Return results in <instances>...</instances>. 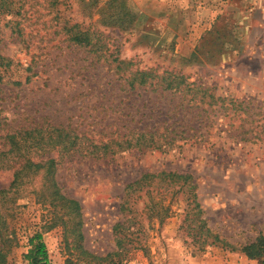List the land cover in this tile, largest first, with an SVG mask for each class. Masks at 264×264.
Segmentation results:
<instances>
[{"label":"rangeland","instance_id":"rangeland-1","mask_svg":"<svg viewBox=\"0 0 264 264\" xmlns=\"http://www.w3.org/2000/svg\"><path fill=\"white\" fill-rule=\"evenodd\" d=\"M72 24L101 32L110 57L70 41ZM0 55L10 60L0 58V151L21 128L78 135L76 151L48 153L54 178H26L0 207V264H27L36 232L51 264H259L242 248L264 238V0H0ZM136 69L219 101L132 88ZM166 127L185 134L116 143ZM103 143L110 149L87 153ZM19 162L0 169V190ZM51 179L79 213L52 203Z\"/></svg>","mask_w":264,"mask_h":264},{"label":"trees","instance_id":"trees-1","mask_svg":"<svg viewBox=\"0 0 264 264\" xmlns=\"http://www.w3.org/2000/svg\"><path fill=\"white\" fill-rule=\"evenodd\" d=\"M100 13L103 12V7L98 10ZM68 39L73 43L82 46L87 49V51L93 55L94 58L100 60V58L108 59L110 55L108 54V48L105 40L103 39V34L97 31H91L89 28H81L78 24H72L70 26H64ZM0 58L4 57L0 55ZM7 62L10 61L8 58ZM118 62L117 69L121 71L127 70V67L130 65L129 61L122 59L114 58ZM157 77V78H156ZM156 78V80H155ZM167 75L157 76L151 69L147 70H134L131 71L126 82L130 87H134L136 84L138 86H145L147 84H155L157 88L163 89H180L189 91L192 89L198 90L200 88L193 83L192 86L186 85V89L180 88V82L173 79ZM155 80V82H153ZM161 85V86H160ZM201 89V88H200ZM198 90L201 92L199 99H202L199 105L216 104L219 101V96H216L214 93H208L207 89ZM193 92V91H191ZM192 97L196 100V94L193 93ZM205 97H209L210 100H206ZM205 108V107H204ZM176 128L166 129L159 133L156 131H141L137 135H128L126 138L120 142H116L118 147L123 149H138V147H148L153 143L157 142L158 138H163L165 143H171L176 140L178 134H185L183 131H177ZM135 134V132L131 133ZM149 138H145L146 136ZM131 136V138H129ZM8 144V148L5 151H0V169L1 168H10L12 165L20 161L17 167L14 168L13 178L9 184V187L6 189L0 190V207L7 208L8 204H12L16 198L15 194L22 189V187L28 183L26 178H31L33 175L40 174L43 178H54L55 158L48 157V153L56 149L60 153H71L76 151L78 145V135L74 134L69 128L62 126H55L48 124L46 127L33 126L30 128H21L15 130L12 133H6L3 136ZM187 138V135L180 136V138ZM101 149L107 151L110 149L109 143L100 144V146H94L93 149L87 151L88 154L94 153L95 150ZM40 153V154H38ZM42 154H47V158L41 157ZM37 155V156H36ZM39 155V156H38ZM35 156L36 158H34ZM39 157V158H37ZM186 179V178H184ZM129 186V185H128ZM49 190L53 193L51 201L57 204H62L67 206L70 210L77 211L79 213L80 204L77 200L73 198H68L63 194H60L56 188V182L54 179L49 181ZM198 206V203L196 202ZM6 222L4 211L0 212V223L3 225ZM5 230V229H4ZM0 231L2 228L0 227ZM80 237L82 235L80 234ZM9 238V236L4 231V240ZM9 240V239H8ZM243 252L248 258H258L259 264L261 263V258L264 254V238L259 237L254 242L245 245L242 248ZM0 257H3L2 247H0ZM24 259L27 261V264H51L46 244L43 241L42 233L36 232L33 236L29 238V248L26 253L23 254ZM2 260V259H0ZM69 263V259L67 260ZM66 261V262H67ZM1 262V261H0Z\"/></svg>","mask_w":264,"mask_h":264},{"label":"built area","instance_id":"built-area-1","mask_svg":"<svg viewBox=\"0 0 264 264\" xmlns=\"http://www.w3.org/2000/svg\"><path fill=\"white\" fill-rule=\"evenodd\" d=\"M260 264H264V254H263L262 258H261V263Z\"/></svg>","mask_w":264,"mask_h":264}]
</instances>
